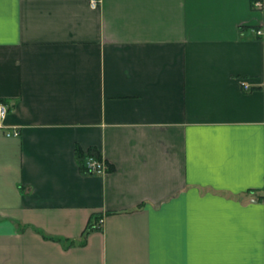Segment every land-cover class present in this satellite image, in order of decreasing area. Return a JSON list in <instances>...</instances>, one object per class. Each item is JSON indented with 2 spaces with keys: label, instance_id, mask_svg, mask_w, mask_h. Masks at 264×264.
I'll list each match as a JSON object with an SVG mask.
<instances>
[{
  "label": "crops",
  "instance_id": "1",
  "mask_svg": "<svg viewBox=\"0 0 264 264\" xmlns=\"http://www.w3.org/2000/svg\"><path fill=\"white\" fill-rule=\"evenodd\" d=\"M259 1L0 0V264H264Z\"/></svg>",
  "mask_w": 264,
  "mask_h": 264
},
{
  "label": "built area",
  "instance_id": "2",
  "mask_svg": "<svg viewBox=\"0 0 264 264\" xmlns=\"http://www.w3.org/2000/svg\"><path fill=\"white\" fill-rule=\"evenodd\" d=\"M101 0H89V7L91 9H96L100 5ZM254 6H258L264 9V1L254 2ZM259 34H264V32H258ZM245 87H248L247 84H245ZM8 108L6 104L0 101V121H2L6 115H7ZM11 133H7V135H10ZM17 132H12V135H16ZM86 168L89 172H103L104 171V163L100 160L94 159L93 157H90L86 161ZM102 218L99 219V223L102 225Z\"/></svg>",
  "mask_w": 264,
  "mask_h": 264
},
{
  "label": "trees",
  "instance_id": "3",
  "mask_svg": "<svg viewBox=\"0 0 264 264\" xmlns=\"http://www.w3.org/2000/svg\"><path fill=\"white\" fill-rule=\"evenodd\" d=\"M76 153H77V156H78V158H80L81 160L83 159V153H82V151L80 150V149H77L76 150ZM98 158H99V156H98ZM81 164H82V162H81ZM85 168H86V165L85 164H82ZM87 169V168H86ZM101 218V216H94V217H92V218H90L89 219V221H88V223H87V225H86V227H85V229H84V232H83V234H82V238H81V241H80V244H83V242H84V239H85V237H86V235L90 232V231H92V230H96V229H101L102 228V225L99 223V219ZM43 235H45V234H43ZM59 241H62V242H69V243H71L69 240H67V239H59Z\"/></svg>",
  "mask_w": 264,
  "mask_h": 264
}]
</instances>
